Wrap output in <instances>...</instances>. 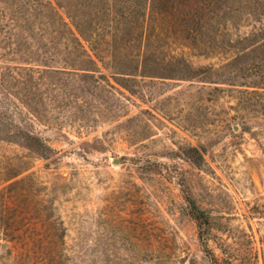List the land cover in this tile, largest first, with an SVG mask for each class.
<instances>
[{
    "label": "rangeland",
    "instance_id": "rangeland-1",
    "mask_svg": "<svg viewBox=\"0 0 264 264\" xmlns=\"http://www.w3.org/2000/svg\"><path fill=\"white\" fill-rule=\"evenodd\" d=\"M209 10L149 33L145 76L115 78L105 55L63 76L35 121L52 158L0 143V172L11 157L30 167L12 194L22 236L0 239L13 255L0 264H217L188 198L211 217L218 264H264V57L224 68L259 45L264 0Z\"/></svg>",
    "mask_w": 264,
    "mask_h": 264
},
{
    "label": "trees",
    "instance_id": "trees-1",
    "mask_svg": "<svg viewBox=\"0 0 264 264\" xmlns=\"http://www.w3.org/2000/svg\"><path fill=\"white\" fill-rule=\"evenodd\" d=\"M225 1L0 0V143L17 144L39 159L52 158L55 150L36 131L35 121L41 123L47 117L53 101L51 92L59 91L63 76L76 75L79 71L96 72L95 58L104 55L110 57V62L104 65L115 70L112 73L115 78L127 82L130 76H145V42L149 33H153L150 37L154 33L162 34L165 26L169 32L179 20L194 18L206 8L219 15L218 10ZM187 6L190 10H186ZM261 32L262 38L252 53L240 54L224 68L243 62L257 52H261L263 56L259 59H263L264 28ZM122 54L128 58V63L118 62ZM251 85L243 86L257 88L256 84ZM261 95L264 97V92ZM195 151L198 153L197 149ZM17 160L8 158L6 168L0 172V187L3 186L0 189V236L4 237L0 239L5 241L22 236L16 231L24 217L19 219L12 213L15 205L12 194L20 182L15 179L30 167L16 170ZM8 192L10 195L6 196ZM187 201L205 257L209 262L220 263L207 245L210 215L194 199ZM1 250H9V253L4 252L0 260L6 255L13 256L10 247L0 243ZM8 260L15 262L16 259Z\"/></svg>",
    "mask_w": 264,
    "mask_h": 264
},
{
    "label": "water",
    "instance_id": "water-1",
    "mask_svg": "<svg viewBox=\"0 0 264 264\" xmlns=\"http://www.w3.org/2000/svg\"><path fill=\"white\" fill-rule=\"evenodd\" d=\"M235 130H238V127H235ZM119 160H115V164H117Z\"/></svg>",
    "mask_w": 264,
    "mask_h": 264
}]
</instances>
